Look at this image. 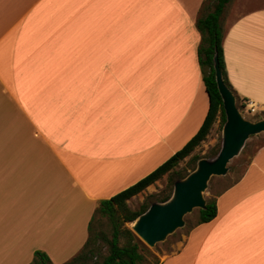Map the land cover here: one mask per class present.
Instances as JSON below:
<instances>
[{
	"label": "crops",
	"instance_id": "obj_1",
	"mask_svg": "<svg viewBox=\"0 0 264 264\" xmlns=\"http://www.w3.org/2000/svg\"><path fill=\"white\" fill-rule=\"evenodd\" d=\"M203 3L0 0V264L38 250L69 262L98 203L198 133L210 106ZM252 3L228 23L224 58L237 94L264 107V0L231 7ZM217 208L160 264H264V146Z\"/></svg>",
	"mask_w": 264,
	"mask_h": 264
},
{
	"label": "trees",
	"instance_id": "obj_2",
	"mask_svg": "<svg viewBox=\"0 0 264 264\" xmlns=\"http://www.w3.org/2000/svg\"><path fill=\"white\" fill-rule=\"evenodd\" d=\"M234 2L235 0H204L200 16L197 20V28L202 37L201 46L199 48V62L203 69L204 83L206 84L205 86L210 98L209 111L202 127L180 151L151 174L114 197L101 200L90 221L88 229L89 237L86 244L74 258L65 264H87L91 258L100 254L98 248V242L100 240L106 243L107 254L102 256V260L99 264H160V259L157 256H151L153 263L149 261L147 249L133 231L127 227V224L133 223L140 215L145 213L152 203L145 202L141 205L140 209L132 210L129 207V201L145 192L149 187L155 185L166 175L171 176L173 170L181 162L188 158L204 141L206 142L219 115H221L223 122H226L223 101L216 83V73L214 69V57L216 53L219 55L220 67L223 72L225 83L235 95L237 107L240 110L239 95L232 87L228 78L223 48L227 33L226 15ZM220 149L221 147L209 157H216ZM195 168V166L192 167V170L194 171ZM246 170L239 178L230 183L215 197L207 199L205 210L197 209L199 213L197 214L195 222L190 226L188 234L196 227L209 223L217 217L218 198L238 183ZM188 175L189 173L186 172L179 174L177 179L172 178L169 186L156 197L154 202H166L172 196L174 183ZM103 219L107 220V227L110 229V237L106 231L101 229ZM30 264L53 263L47 253L38 250L34 253V258Z\"/></svg>",
	"mask_w": 264,
	"mask_h": 264
},
{
	"label": "water",
	"instance_id": "obj_3",
	"mask_svg": "<svg viewBox=\"0 0 264 264\" xmlns=\"http://www.w3.org/2000/svg\"><path fill=\"white\" fill-rule=\"evenodd\" d=\"M216 83L226 114L221 149L216 157L201 159L194 171L174 183L172 196L163 203L154 202L133 223L131 230L148 247L154 248L185 226V218L195 210H205V194L214 177H224L229 164L238 157L247 141L264 133V119L249 121L237 107L236 97L227 86L220 67L219 55L214 57Z\"/></svg>",
	"mask_w": 264,
	"mask_h": 264
},
{
	"label": "rangeland",
	"instance_id": "obj_4",
	"mask_svg": "<svg viewBox=\"0 0 264 264\" xmlns=\"http://www.w3.org/2000/svg\"><path fill=\"white\" fill-rule=\"evenodd\" d=\"M244 1V0H241ZM254 3L248 4L242 9H234L231 7L226 15V27L228 26L229 22H232L237 16H239L242 12L246 10L247 7L251 8L253 7ZM240 111L243 118L252 121L257 122L259 120L264 119V107H260L257 105H249L246 100L241 98L240 96ZM254 107V110H251V108ZM225 123L222 120L221 115L218 116L216 122L214 123L206 142L204 141L199 147L196 148V150L183 162H181L172 172L171 176L166 175L162 180L157 182L153 187L150 189H147L145 192H143L138 197L132 199L129 202V207L132 210H138L141 208V205L145 202L153 203L156 200V197L160 195V193L165 190L169 184L170 180L172 178L177 179L179 174L182 173H191L192 167H196L198 164V161L201 159H208L212 158L209 157L211 154H213L219 147L222 145V138H223V128ZM264 146V133L254 136L251 139H249L244 147L242 149L241 154L236 157L234 160L231 161L229 164V172L224 177H214L210 184L209 188L205 194L206 199H210L215 197L218 193H220L225 187H227L230 183L235 181L237 178H239L243 172L248 167L249 163L251 162L253 156L255 153ZM197 210H195L192 214H189L185 218V226L182 229L177 230L176 233L169 236L168 239L163 242L156 245L154 248L148 247L146 244L143 243V246L148 251V259L151 263H153V259L151 256H157L159 257V254L163 253V251H171V244L178 240H182L184 236L188 234L190 226L195 222L197 214ZM103 224L101 226V229L106 231L108 233V236L110 237V229L107 227V220H102ZM127 227L131 229V223L127 224ZM98 248L100 251V254L94 256L91 258L87 264H99L102 260V256L107 254V245L103 241L98 242Z\"/></svg>",
	"mask_w": 264,
	"mask_h": 264
},
{
	"label": "built area",
	"instance_id": "obj_5",
	"mask_svg": "<svg viewBox=\"0 0 264 264\" xmlns=\"http://www.w3.org/2000/svg\"><path fill=\"white\" fill-rule=\"evenodd\" d=\"M248 104H249V105H253V104H251L250 102H248ZM253 108H254V107H252L251 110H254Z\"/></svg>",
	"mask_w": 264,
	"mask_h": 264
}]
</instances>
